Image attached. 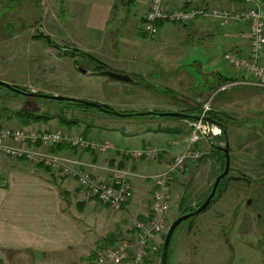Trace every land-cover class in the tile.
Segmentation results:
<instances>
[{
	"label": "crops",
	"instance_id": "crops-1",
	"mask_svg": "<svg viewBox=\"0 0 264 264\" xmlns=\"http://www.w3.org/2000/svg\"><path fill=\"white\" fill-rule=\"evenodd\" d=\"M27 1L29 2L19 7V15L14 22L16 29H22V33L27 30L30 34L40 30L41 33L55 40L60 38L72 49L71 51L78 50L88 53L107 66L109 68L107 70L128 74L133 81L119 82V80L106 78L110 79L105 84L108 88L106 93L85 96L82 93L65 89L57 90L52 85L42 87L38 81L33 79L18 83L14 78L5 77L3 73H0V80L16 87L78 99L89 98L123 113L179 111L198 114L205 101L201 102L198 98H192L189 93L198 92L200 93L198 95H204L212 86L210 85L209 88L204 86V89H199L200 91L187 92L186 89L197 84L198 80L195 75L198 70L187 69L186 62H194L198 68L205 65L213 67V74L216 76L211 74V77L212 79L214 77V81L218 80L217 83L222 81L221 84H224L234 79L242 82L239 87L252 86L253 78L247 73L234 69L229 64L222 66L221 63L227 62L224 59L226 52H235L240 56L248 53L250 32L249 26L244 22L231 20L227 25H222L209 15L198 17L187 24L159 22L157 35L150 38L142 28L138 31L128 26L123 30L129 21L135 20L129 15H132V9L135 14V10L139 8V2L142 9L139 15L141 16L140 21H143L149 0ZM260 1L264 4V0ZM163 4L168 9L185 10L195 4L204 6L207 10L222 7L236 11L244 7V4L237 0H163ZM37 10L40 15L36 19L34 14ZM120 20H126L124 25H118ZM5 24L4 27L8 23ZM218 40L221 42L220 47H217L218 52L213 53L211 42ZM217 50L215 48V51ZM74 56H77L76 53ZM262 60L264 62V50ZM0 63L7 64L9 68H16L19 65L16 62ZM50 63H52L49 64L51 67L44 71L48 81H53L55 72L65 73L66 76L63 78H69L67 76L71 72L69 65L68 70L64 72V62L58 64L61 70H57V65L53 62ZM93 72L95 71L89 70L88 73L83 74ZM136 77L142 81L138 86L137 84L134 86L125 84L137 83L139 80L137 81ZM165 79L170 84H174L179 91L185 89L188 95L183 93L182 96L187 98L186 105L195 110V113L172 106L169 99L167 103L158 101L166 98L156 94L153 88L155 84H160ZM167 89L174 91L171 88ZM14 95L0 87V99L2 100L0 103V134L8 129L22 128L39 132L50 129L64 130L60 126L61 123L76 126L77 131L68 132L93 139L98 143H107L110 148L96 152L90 149L80 151L68 146L69 149L60 152H65L85 163L88 166L81 167V169H87L93 176L104 180L110 181L115 177L114 169L127 172L125 177L132 185V198L128 203L113 209L101 204L96 197L80 187L74 178L56 173L42 164L36 165L24 158L13 159L0 153V264L94 263L100 251L114 247L121 240L130 238L132 224L135 220L148 216L155 189L151 176L164 170L176 155L184 151L192 131L193 119L167 117L126 122L127 120H123L127 119L125 117L114 119L108 118L106 114L91 115L89 111L82 109L81 113L87 117L118 127L106 128L101 124L92 123L91 119H89L90 124H81L59 117L49 119L47 126L31 127L29 119L24 124L20 123L18 113L21 103ZM137 95L140 99L143 96L144 99L151 98L155 101L141 102L135 99ZM4 99L8 100L16 115L4 112L6 106ZM244 100L245 98L242 97L239 102ZM195 101L200 104H198L199 110L193 103ZM212 111L217 116L221 115L219 107H212ZM228 130L227 125V132ZM107 131H116L122 140L116 141L104 136L103 134ZM218 140L220 136L215 137L212 142L204 139L195 144V149L202 152L199 149L200 146H207L209 154L216 158L217 167H221L222 152L216 146H223L218 144ZM149 146L161 149V155L157 161L134 159L126 155L128 150ZM106 165L111 170L102 169ZM171 200L173 203L172 193ZM221 201L222 198L212 203L200 217H203V220L210 219L211 212L220 206ZM181 202L180 207L182 208L184 206ZM157 254L158 252L152 258L146 259L144 264H157Z\"/></svg>",
	"mask_w": 264,
	"mask_h": 264
},
{
	"label": "rangeland",
	"instance_id": "rangeland-1",
	"mask_svg": "<svg viewBox=\"0 0 264 264\" xmlns=\"http://www.w3.org/2000/svg\"><path fill=\"white\" fill-rule=\"evenodd\" d=\"M27 2L29 1L0 0V12L4 11L0 13V62H16L19 64L16 68H9L7 64L0 63V73H3L5 77L14 78L18 83L33 79L38 81L42 87H51L52 85L57 90L65 89L79 94L82 93L85 96L106 93L108 88L105 84L110 79H106V76L101 75L102 71L96 70L100 61L95 58L90 60L88 57L78 54L82 51H71L72 49L65 41L60 38L55 40L51 36L41 33L40 30L30 34L27 30L22 33V29L15 28L14 22L19 15V7ZM138 7L139 11L135 10L134 14V9H132V15H129L131 19L135 18V20L129 21L123 30L128 26L134 30H141L143 21H140L141 16H139L142 11L140 2ZM38 11L34 14L36 19L40 15ZM124 22L126 20H120L118 25H124ZM5 23H8L6 27H4ZM211 43L213 53L218 52L217 47H220L221 42L218 40ZM215 48L217 51H215ZM75 53L77 56H74ZM50 62L57 65V70H61L58 64L64 62V64L62 63L64 72L68 70L69 65V70H71L67 75L69 78H63L66 76L65 73L55 72L53 81H48L45 78L44 71L51 67L49 64L52 63ZM221 63L222 66L229 64L228 62ZM186 64H188V66H185L187 69L198 70L196 71L197 75H195L198 82L190 89H186L187 92L197 91L200 88L204 89V86L208 88L210 85L212 86L204 95H198L200 94L198 92L189 94L192 98H198L201 102L210 100L212 107H219L221 113L219 117L222 121H226L229 130L225 134L222 129L218 144L224 147L226 141H228L231 166L227 179H224L221 184L223 193L216 199L222 198V201L220 206L211 212L212 217L203 220V217H200L202 212L191 219L183 221L177 227L172 238L169 264H264V87L256 85L252 81L251 84L254 87H239V85H236L228 87L226 90H220L222 81L217 83L218 80L214 81V77L213 79L211 77V74L212 76L215 75L213 74V67L205 65L198 68L194 62H186ZM106 69L109 68L106 66ZM83 70L95 72L83 74ZM136 78L137 81L140 79ZM164 78H167V76H164ZM140 80L137 83L125 84L127 86L137 84L138 86L142 82ZM210 81H212L211 84ZM167 88L174 89L176 92H172ZM3 90L14 93V96L20 100L21 108L18 114L20 115L21 124L29 119L27 114L32 112L49 119L59 117L67 119L69 122L74 120L77 123L90 124L89 119L91 118L81 113L83 106L71 104L67 101L25 96L6 88H3ZM153 91L166 98L160 101L158 100L159 97L157 99L159 102L167 103V99H169L172 106L195 113V110L186 105L187 98L182 96L183 93L188 95L185 89L179 91L174 84H170L166 79L160 84H155ZM242 97L245 100L239 102ZM79 99L93 101L89 98ZM135 99H139L141 102L155 101L151 98L144 99L143 96L140 99L138 95L135 96ZM3 101L6 105L5 108H7V110L4 108V112L16 115L8 100L4 99ZM195 102L193 103L197 106L199 103ZM0 103H2L1 99ZM85 108L91 115L97 113L106 114L105 116H108V118H121L92 107ZM188 108L190 109L188 110ZM125 118L127 119L123 120H127L126 122H140L139 120L167 117L145 115ZM49 119L45 121L30 119L29 123L31 127H37V125L47 126L49 125ZM91 120L92 123L101 124L106 128L118 127L107 122H98V119ZM60 126L64 130L67 129L66 131H77L78 129V127L71 126V124L61 123ZM103 135L112 140H122V137L119 138L116 131H107ZM199 149L202 151L199 158L188 160L185 171L172 183L174 200L170 212L169 226L178 216L189 212L188 209L195 208L206 199L217 175L224 169L217 167L216 158L209 154L207 146H200ZM180 201L184 206L182 208L180 207ZM249 201L250 203H248ZM162 238L163 236L159 240L160 243L163 242ZM157 258V264H160L161 258L159 256Z\"/></svg>",
	"mask_w": 264,
	"mask_h": 264
},
{
	"label": "built area",
	"instance_id": "built-area-1",
	"mask_svg": "<svg viewBox=\"0 0 264 264\" xmlns=\"http://www.w3.org/2000/svg\"><path fill=\"white\" fill-rule=\"evenodd\" d=\"M244 4L242 9L232 11L216 7L207 10L201 5H192L189 9H168L163 0H149L148 8L143 16L142 30L150 38L158 33L159 22L187 24L201 16H211L222 25L231 20L244 22L249 26L250 48L246 55L226 52L224 59L231 67L247 73L256 85L264 87V4L260 0H237ZM239 80L224 83L220 90L240 85ZM212 111L210 100L205 101L199 112V118L192 121V131L186 142L184 151L176 155L167 167L151 176L155 189L150 212L146 218L135 220L129 239L118 242L114 247L106 248L96 255L95 264H144L145 260L157 253L160 238L169 228L172 208V182L187 167V161L199 158L200 151L195 144L202 139L212 142L213 138L222 134L218 125L207 123L204 118ZM59 144L68 145L71 149L105 151L110 148L107 143H98L90 138H83L62 129H50L39 132L29 128L5 130L0 134V153L13 159L24 158L36 165H44L56 173L77 180L78 185L87 190L97 200L113 209L126 204L132 198V185L126 179L127 172L114 169L115 177L108 181L93 176L85 163L65 152H52L50 148ZM126 155L134 159L157 161L161 149L155 146L126 151ZM102 169L111 170L108 165Z\"/></svg>",
	"mask_w": 264,
	"mask_h": 264
},
{
	"label": "water",
	"instance_id": "water-1",
	"mask_svg": "<svg viewBox=\"0 0 264 264\" xmlns=\"http://www.w3.org/2000/svg\"><path fill=\"white\" fill-rule=\"evenodd\" d=\"M83 72L88 73V71H86V70H83ZM101 73L110 79L119 80V81H123V82H132L133 81V78L128 74L114 72L111 70H103ZM0 86H3L4 88H6L10 91H13L15 93H19V94H22L25 96L41 97V98H47V99H52V100L70 101V102L80 103V104H83L85 106L92 107V108H95L98 110H102V111H105L107 113H111L113 115L120 116V117L156 115V116H162V117H171V118H175V119H193V120L198 119L200 117L199 113L198 114H188V113L179 112V111H161V112H159V111H140V112H135V113H123V112H119L116 110L108 109V108L104 107L103 104H100L97 102L87 101L84 99H78V98H74V97H66V96H61V95H51V94H46V93L28 91V90H24L22 88L16 87V86H14L8 82H5V81H0ZM204 120L209 124L212 123V124L218 125L220 127L222 126V123L219 120L212 118L209 115L206 116L204 118ZM221 148H222V150L224 152V156H225V164H224L223 171L217 175V177L213 183L212 189H211L209 195L206 197V199L199 206H197L196 208H194L193 210H191L187 213L181 214L171 223V225L168 228V231L165 234L160 264H167V262H168V253H169V247H170L171 239H172L173 234L175 232V229L178 227V225H180L183 221L189 219L190 217H193L197 214H200L203 210H205L207 208V206L211 203L212 199L214 198L221 179L226 177L229 174L230 166H231V159H230V150H229L228 141H226L225 146L221 147ZM248 203H250V201Z\"/></svg>",
	"mask_w": 264,
	"mask_h": 264
},
{
	"label": "trees",
	"instance_id": "trees-1",
	"mask_svg": "<svg viewBox=\"0 0 264 264\" xmlns=\"http://www.w3.org/2000/svg\"><path fill=\"white\" fill-rule=\"evenodd\" d=\"M48 38V40L50 41V42H52L50 39H49V37H47ZM53 43V42H52ZM78 54H80V55H83L84 57H88V59H94L92 56H90V54H88V53H85V52H78ZM99 63V65H98V68L96 69V70H99V71H103V70H107L106 69V66L104 65V64H102L101 62H98ZM229 81H236V80H234V79H230ZM221 82V81H220ZM219 82V83H220ZM1 88H4L3 86H0ZM67 102H69V103H71V104H76V105H79V106H83L82 107V109H85L86 110V108L85 107H87L88 108V106H85V105H83V104H80V103H76V102H70V101H67ZM104 107H106V108H108V109H112V110H115V109H113L112 107H110V106H107V105H104ZM196 108L199 110V105H197L196 106ZM199 112H200V110H199ZM198 112V113H199ZM27 115H29V120L30 119H35L36 121H40V120H43V119H49V118H46L45 116H40V115H37V114H35L34 112H32V113H29V114H27ZM209 116H211L212 118H215V119H217V120H219L221 123H222V126H221V128L223 129V132L224 133H226V131H227V123H226V121L224 122V121H222V119L219 117V116H217L216 114H214V112L213 111H210L209 112ZM216 148L217 149H219V150H221V152H222V159H221V167L222 168H224V164H225V157H224V152H223V150H222V148L221 147H217L216 146ZM67 149H69V147H68V145H65V144H59V145H57V146H55V147H52V148H50V151H52V152H60V151H63V150H67ZM223 170V169H222ZM228 176V175H227ZM227 176L226 177H224V178H222L221 179V181H220V184H219V186H218V188H217V192H216V194H215V196H214V198L212 199V201H211V203L207 206V208L205 209V210H203L202 212H205L208 208H209V206L223 193L222 191H223V188H222V181L224 180V179H227ZM231 179V178H230ZM211 191V190H210ZM201 204V203H200ZM200 204H198L197 206H199ZM196 206V207H197ZM195 207V208H196ZM194 208H192L191 210H193ZM191 210H189V211H191ZM201 212V213H202ZM194 217V216H193ZM193 217H190L189 219H191V218H193ZM179 226V225H178ZM177 230V228L175 229V231ZM175 233V232H174ZM173 236H174V234H173ZM173 238V237H172ZM164 239H165V235H163V238H162V241L164 242ZM163 242L161 243V245H160V248H159V251H158V256H159V258H161V255H162V249H163ZM171 244H172V239H171V243H170V247H169V253H168V262H167V264H169V262H170V248H171ZM90 264H92V263H90Z\"/></svg>",
	"mask_w": 264,
	"mask_h": 264
}]
</instances>
